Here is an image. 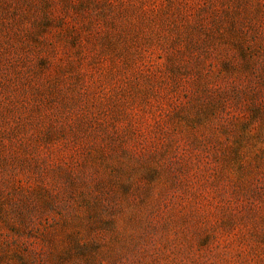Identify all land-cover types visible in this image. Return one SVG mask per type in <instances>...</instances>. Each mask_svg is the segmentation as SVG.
Segmentation results:
<instances>
[{"label": "rangeland", "instance_id": "rangeland-1", "mask_svg": "<svg viewBox=\"0 0 264 264\" xmlns=\"http://www.w3.org/2000/svg\"><path fill=\"white\" fill-rule=\"evenodd\" d=\"M0 264H264V0H0Z\"/></svg>", "mask_w": 264, "mask_h": 264}]
</instances>
